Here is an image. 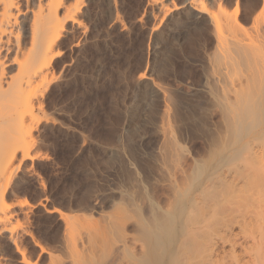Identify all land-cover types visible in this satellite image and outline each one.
<instances>
[{"label":"rangeland","instance_id":"1","mask_svg":"<svg viewBox=\"0 0 264 264\" xmlns=\"http://www.w3.org/2000/svg\"><path fill=\"white\" fill-rule=\"evenodd\" d=\"M79 1H75L77 5L74 0V4L66 1L68 6H81L78 17L82 19H78L82 22L67 23L51 83L42 85L34 99L36 120L28 119L34 127L31 153L39 160H24L18 155L7 175L0 177V197L6 190L7 202L16 205L15 216L0 223V229L7 231L0 234V264H23L12 240L25 250L30 264H141V260L160 264L164 257L159 254L165 255L169 241L165 238L161 242L164 248L155 246L154 230L149 226L161 218V211L164 217V211L166 214L176 198L180 199L182 183L181 196L200 195L203 177L198 178L199 167L197 173L194 168L208 157L213 160L209 155L216 151L212 135L223 131L224 137L230 132L226 130L229 125H224L228 118L214 100L211 87L221 80L220 74L230 73L234 87L248 76L255 81L256 76L262 89L255 92L263 98L264 55L260 52L264 54V0H162L159 4L155 0ZM204 5L207 15L196 11ZM236 44L240 51L261 44L263 49L254 50L257 54L250 59L236 56L237 65L231 60L234 55L225 53L226 47ZM231 114L228 116L234 120H228L235 121L236 112ZM13 116L0 114V161H4L7 144L17 135ZM163 125L173 136L174 162L169 158L170 164L176 161L173 166L164 165L166 158L160 159L164 157L160 156L161 144L166 152L170 149L168 142L169 149L162 142ZM259 147L255 152L261 154L264 142ZM242 155L244 161L241 156L236 167L242 168L237 171L247 165L244 162L250 156ZM207 162L203 165L211 163ZM176 164L190 177L186 174L187 181L183 178L180 187L172 191L169 176L164 177L168 173L162 168ZM191 176L197 180L189 184L194 180ZM185 188L189 189L184 194ZM208 194L201 193L204 200L197 196L202 205ZM21 202L25 204L17 206ZM164 202L170 205L166 208ZM57 210L66 219L56 212L48 213ZM143 245L150 256L144 251L147 257L141 255Z\"/></svg>","mask_w":264,"mask_h":264},{"label":"bare ground","instance_id":"2","mask_svg":"<svg viewBox=\"0 0 264 264\" xmlns=\"http://www.w3.org/2000/svg\"><path fill=\"white\" fill-rule=\"evenodd\" d=\"M66 1L67 0H0V114H15V117H13L15 119L14 122H16L15 129H17L16 138L14 137L15 139L13 140V143L9 142L7 144L8 149L3 153L4 161H0V177L2 175H7L6 173L8 172L9 166L18 155H22L21 158L24 160H39V156L36 153H31L35 145L34 139L32 138L34 127L30 126L31 124H28V119L31 118L36 120L34 113V99L37 98V93L39 94L41 92L39 89L42 85L48 87L51 83V70L57 60L56 58L61 55V52L58 51V47H60V41L67 29V23L80 25L82 22V20L78 19L80 18V16L78 17V14L81 6H75L77 3L75 2L76 0H74L76 4L73 6L75 7L72 5H70V7L66 5ZM70 2L71 1H69V3ZM160 2H162V0H155L156 4H159ZM198 2L199 1L196 3ZM205 7L206 6L204 5L200 10H194L200 14L207 15L209 14V11H207ZM219 39L221 40V37H219ZM237 44L232 48H225L226 55H234V57H231V60H233V63L235 61V64L237 62V65H239L238 58L249 57L250 59V57H252L251 55L254 56L257 54L254 53V50L259 51L263 49H261V44L260 46L257 45V47L250 45L253 48H250L249 46V48L246 47L245 50L243 48L244 51H240L241 48L238 47L240 44ZM230 45L231 44H228V46ZM260 53H262L261 56L264 55L263 51ZM232 62L228 63L231 64ZM9 68L12 69L8 72ZM213 69L215 70V68ZM220 72L222 73V71ZM229 74H220L221 76L219 77L222 78L219 81L217 79L216 83V78H213L212 81H214L215 86H213L214 83H212L213 85L210 84L213 86H210L211 89L214 88V90L210 92L211 94L212 92L215 93V95L212 96H215V98L213 97L214 100L219 102L218 105L224 111V115H226L228 119L231 118V113L236 112L237 119L235 121H231L232 119L234 120V118L228 120L224 116L227 119V122L225 121L226 124L224 125H229V128L226 130L230 131L226 134L230 138L228 139V136L226 135L223 137V131L222 133L219 131L221 133L219 135L218 132H215L217 130L214 131L216 133L214 136L212 135L213 130L210 129L212 131L211 135L214 147L211 144L210 146H212L213 149L216 148V151H211V148V154L209 155L214 156H212L214 163L210 165L213 160L212 158H210L211 161L210 159L207 160L208 157L207 159H204V162L205 160L206 163H208L207 161L211 162L209 165H203L204 162L202 161L200 162L203 164L200 166L196 163L197 168L194 165V169L196 170L193 172L197 173L199 167L197 174L198 178L203 177L200 181V185L203 184L200 188L202 190L199 192H201L202 195L207 194L208 192L210 193L207 195L209 198L206 197L207 200L205 199V201L207 202L209 199L212 200H209L210 202L208 201L207 204L204 201V205H202V200L204 199L200 197L201 193L200 195L197 194V196L202 199L201 201L196 195L190 198H188L189 195L181 196L180 190L184 189L181 180L185 178V181H187L185 175L188 172L185 171V168H180L183 167L180 166L181 164H176L178 166L172 167L175 165L176 161L174 164H170L169 158L171 159L172 157H175L173 156L174 151L172 152V143L170 142L173 136L171 135L172 133L169 132L170 130L165 128L166 125H163L164 127L162 126V142H164L165 145L168 142L167 144H169L170 149L168 148V145H166V148L169 149L170 152H168L169 150L166 152L164 145V148L162 149L161 144L162 151L160 153L163 152V154L160 156L164 157H161L160 159L166 158L169 162L165 161L164 165H167V163L172 165V168H162L168 173V175L165 173L166 176H163L167 178L169 176V181L167 180V183L169 185L170 182V187L172 186V189L177 188L180 181L182 183L181 187L179 186L182 188L179 190L180 193L176 191V193L180 194V199L177 200L175 195L173 196L176 198L177 203L175 202L174 204L175 199L174 201H171V198H173L172 196L171 198H167L171 199L169 201L173 202L174 206L170 208V206H166L167 203L164 202L166 208L168 207L166 214L164 211V217L163 215L161 216V213H163V211H161L160 216H158L157 214L159 212H157L156 215L161 218L156 219V222L153 223V225L150 223L154 228L149 226L150 229L154 230L155 238H153L155 239V243L153 244H155V246L159 247L160 244H163L161 242L165 238L169 241L167 249L165 250L166 252H163L165 255L158 253L160 256L162 255L164 257V259L162 258L163 261H161L163 264H181L184 259V264H186V260H189L187 261V264H264V152L261 149L263 153H256L259 152L257 151V149L259 150L260 148L259 145L261 144L262 146V142H264V95L262 96L263 98H261V93L259 94V91L255 92V90H260L259 88H261V82L258 81V77L256 78L257 80L255 79V75H253L255 76V81L252 80L253 77L250 80L249 77L251 76H248V79H242L239 84L240 86L237 84L240 87V90L238 89V86H235L238 88L233 90V87L236 84L232 85V82H230L228 77ZM230 76L232 75L230 74ZM240 80L241 79H239V82ZM251 82L253 83L251 84ZM233 83L236 82L233 80ZM247 91H250V94ZM233 93L237 94H235L236 97L233 96ZM232 96L233 99L231 98ZM226 113L230 115L228 116ZM200 127L201 125L199 128ZM208 135H210V133H208ZM221 135L222 137H220ZM259 141H262L256 145L259 148H254V144ZM243 150L247 151L245 152ZM213 151L215 152L214 154ZM242 154L245 155V158H247V155L250 156L248 157L247 162H244L247 165L242 164L243 169L237 171V169L239 170V167H241L239 166L236 168L238 166V159L243 157L244 161V156ZM172 159L174 162L175 159ZM172 161L171 163H173ZM163 162L164 160L161 161V163ZM239 165H241V163ZM233 168L236 171H234ZM165 170L162 171L163 174ZM188 176L190 177V175ZM192 178L194 179V176H191V179ZM196 180L197 178L195 176V179L192 180V182H188L190 184L194 183ZM243 182L247 185V187L246 185H243L247 189L242 187L241 184ZM241 187L243 191L246 189L244 193L242 191L243 194L237 192ZM167 189H169L168 186ZM187 189L185 188L182 192L185 194ZM213 189L215 191L216 189H219L220 191L214 192ZM172 191H175V189ZM219 192L221 193L222 199L218 194ZM212 193L215 196L212 195ZM216 193L219 199H217ZM170 195L173 194L171 193ZM210 196H214L215 198H210ZM0 198V223L8 222L16 214L14 212L16 205L7 202L8 196L6 190L2 193ZM24 204V202H21L18 203L17 206L22 207ZM54 212L58 213L62 219H66V215L58 210L48 211L50 214ZM2 232L7 231L6 229H0V234ZM159 232L161 233L159 234ZM147 233L148 232L145 234ZM28 236L33 238L30 234ZM145 237L146 239L147 237L150 238L149 235ZM149 238L147 239V242L150 240ZM150 242L151 241L148 243ZM11 243L14 246L15 251L22 256V263L30 264L29 260L26 258L25 250L21 248L18 241L12 240ZM35 245L39 247L41 251L45 252V249L40 244L35 243ZM142 247L141 255L143 254L147 257V255L144 254V252H147L150 256L147 249V251L143 250L146 248V245L145 248L144 245ZM161 247L164 248L162 245L159 248ZM151 249L154 251V248ZM161 251L159 250V252ZM141 261L144 262V260ZM143 262H141V264H143Z\"/></svg>","mask_w":264,"mask_h":264}]
</instances>
